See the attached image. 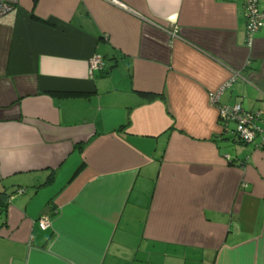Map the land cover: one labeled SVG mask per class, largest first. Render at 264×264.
Returning <instances> with one entry per match:
<instances>
[{
  "label": "crops",
  "instance_id": "0c3cea01",
  "mask_svg": "<svg viewBox=\"0 0 264 264\" xmlns=\"http://www.w3.org/2000/svg\"><path fill=\"white\" fill-rule=\"evenodd\" d=\"M117 1L0 19V264H264V121L246 145L219 113L264 112V24Z\"/></svg>",
  "mask_w": 264,
  "mask_h": 264
},
{
  "label": "built area",
  "instance_id": "2783aa9c",
  "mask_svg": "<svg viewBox=\"0 0 264 264\" xmlns=\"http://www.w3.org/2000/svg\"><path fill=\"white\" fill-rule=\"evenodd\" d=\"M115 4L128 9L125 5L121 4L117 0H109ZM260 0H233V2L242 5L244 10V17L246 20V34L249 42H252L255 35L259 32L264 24V13L259 11ZM19 0H0V19L13 13ZM104 67V62L101 58L95 57L91 61L90 72L91 74L101 71ZM216 98H214L215 100ZM220 117L224 123V126L235 124L234 134L240 142L244 144H253L260 134L259 122H263L264 112H248L242 109L240 105H236L232 108H224L219 111ZM40 226L46 230L49 227L48 217L40 219Z\"/></svg>",
  "mask_w": 264,
  "mask_h": 264
},
{
  "label": "trees",
  "instance_id": "16d2710c",
  "mask_svg": "<svg viewBox=\"0 0 264 264\" xmlns=\"http://www.w3.org/2000/svg\"><path fill=\"white\" fill-rule=\"evenodd\" d=\"M259 11L260 12H262V13H264L263 11H261L260 10V1H259ZM104 68V67H103ZM103 70V69H102ZM246 145H250V144H246ZM51 178H52V174H51V176H50V180H51ZM9 197V196H8ZM7 198V196H4V194L3 195H0V209L3 207L2 206V202L5 200Z\"/></svg>",
  "mask_w": 264,
  "mask_h": 264
},
{
  "label": "water",
  "instance_id": "95a60500",
  "mask_svg": "<svg viewBox=\"0 0 264 264\" xmlns=\"http://www.w3.org/2000/svg\"><path fill=\"white\" fill-rule=\"evenodd\" d=\"M229 127V126H228ZM228 127H225V128H227L228 129Z\"/></svg>",
  "mask_w": 264,
  "mask_h": 264
},
{
  "label": "rangeland",
  "instance_id": "374dc122",
  "mask_svg": "<svg viewBox=\"0 0 264 264\" xmlns=\"http://www.w3.org/2000/svg\"><path fill=\"white\" fill-rule=\"evenodd\" d=\"M137 264V263H136Z\"/></svg>",
  "mask_w": 264,
  "mask_h": 264
}]
</instances>
